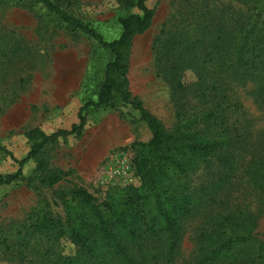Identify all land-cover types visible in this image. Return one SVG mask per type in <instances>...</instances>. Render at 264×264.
Here are the masks:
<instances>
[{
	"label": "rangeland",
	"instance_id": "374dc122",
	"mask_svg": "<svg viewBox=\"0 0 264 264\" xmlns=\"http://www.w3.org/2000/svg\"><path fill=\"white\" fill-rule=\"evenodd\" d=\"M51 1L94 29L106 42L119 36L121 17L137 13L127 12L122 0ZM146 7L153 11V20L130 49L128 88L170 130L175 123V108L170 88L155 65L158 39L174 34L196 38L197 28L216 13L229 19L237 12L244 19L254 12L264 19V8L260 0H149ZM107 61L106 51L95 41L68 29L41 5L30 7L28 2L17 4L16 0L1 4L0 147L20 160L31 146L26 131L38 128L49 135L78 123L79 109L86 101L94 100ZM224 77L230 103L224 108L232 116L246 148L236 160L233 179L222 192V201L208 203L185 224L173 264H191L197 237L215 214L240 212L252 216V234L264 243V195L247 176L249 163L264 161V85ZM186 80L191 82L193 75L187 73ZM149 139L147 127L129 107L118 104L114 109L91 111L80 137L60 139L47 153L50 167L67 174L62 182L51 189H30L23 180L0 184V264H38L39 254L45 251L54 256H73L74 247L67 240L53 242L40 236L28 239L27 228L43 216L63 219L64 205L72 203L70 191L75 186L99 201L107 193L138 187L131 145ZM34 168V162H28L22 169L23 177H30ZM17 170L16 163L0 152V176L15 174ZM218 171L221 167L212 159L209 169L199 167L187 178V184L200 187L211 181L210 173ZM229 264H264V258H240Z\"/></svg>",
	"mask_w": 264,
	"mask_h": 264
},
{
	"label": "trees",
	"instance_id": "16d2710c",
	"mask_svg": "<svg viewBox=\"0 0 264 264\" xmlns=\"http://www.w3.org/2000/svg\"><path fill=\"white\" fill-rule=\"evenodd\" d=\"M147 1L122 0L127 12L137 13L121 17L119 36L106 42L55 1L16 0L17 4L28 2L30 7L41 5L68 29L95 41L106 51L108 61L94 100L86 101L79 109L78 123L69 130L49 135L38 128L26 131L31 146L20 160L0 147V152L18 166L15 174L0 176V184L23 180L30 189H51L62 182L67 174L50 167L47 153L60 139L80 137L86 115L91 111L114 109L118 104L129 107L150 133L149 141L131 145L138 187L107 193L99 201L75 186L70 191L72 203L64 205L63 219L43 216L27 228L28 239L32 236L53 242L65 239L74 247L73 256H54L45 251L39 254L38 264L159 261L173 264L185 224L208 203L222 201V192L233 179L236 160L245 151L246 143L224 108L230 104L224 75L264 85V19L254 12L244 19L237 12L229 19L216 13L197 28L196 38L174 34L158 39L154 48L155 65L158 75L170 88L175 108V123L166 130L128 88L130 49L134 39L144 34L153 20L154 13L146 7ZM5 2L0 0V5ZM260 3L264 8V0ZM187 73L193 75L191 82L186 80ZM212 159H216L221 171L210 173V182L190 187L187 178L201 166L209 169ZM30 161L35 164L33 174L24 178L22 169ZM247 176L264 195V161L249 163ZM207 223V228L197 237V251L191 264H229L240 258H264V243L252 234L255 225L252 216L240 212L215 214Z\"/></svg>",
	"mask_w": 264,
	"mask_h": 264
}]
</instances>
